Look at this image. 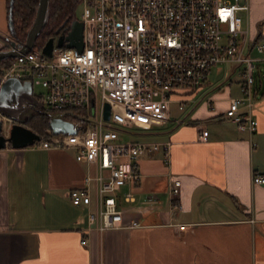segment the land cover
Returning a JSON list of instances; mask_svg holds the SVG:
<instances>
[{
	"label": "crops",
	"instance_id": "0c3cea01",
	"mask_svg": "<svg viewBox=\"0 0 264 264\" xmlns=\"http://www.w3.org/2000/svg\"><path fill=\"white\" fill-rule=\"evenodd\" d=\"M248 1L250 34L264 43V0ZM8 3L0 0L4 35ZM221 95L196 111L186 102L182 116L170 106L169 119L143 133L138 141L169 143L168 161L162 150L138 159L135 178L117 193L121 226L104 232L88 219L93 182L90 206L68 198L95 172L75 150L0 149V264H264V185L252 180L264 175V95L252 107L253 132L225 116L240 87Z\"/></svg>",
	"mask_w": 264,
	"mask_h": 264
},
{
	"label": "built area",
	"instance_id": "2783aa9c",
	"mask_svg": "<svg viewBox=\"0 0 264 264\" xmlns=\"http://www.w3.org/2000/svg\"><path fill=\"white\" fill-rule=\"evenodd\" d=\"M80 2L81 50L54 44L49 56L34 47L12 58L0 76L2 81H30L42 112L72 123L74 133L54 134L47 128L32 146L73 149L77 161L94 167L85 185L67 195L75 206H90L93 182L95 209L88 219L104 232L121 226L117 193L135 178L138 159L162 150L168 161L169 143L125 141L119 134L165 123L171 103L176 101L182 110L206 83L211 68L222 63L244 65L240 95L230 100L225 116L239 130L253 132L254 62L264 60V43L243 27L248 0ZM252 51L263 57H252ZM34 87L40 91L34 93ZM3 118L7 131L12 121ZM207 136L203 129L199 139ZM252 180L264 185L262 174H253ZM180 184L173 181V194L179 193Z\"/></svg>",
	"mask_w": 264,
	"mask_h": 264
},
{
	"label": "water",
	"instance_id": "95a60500",
	"mask_svg": "<svg viewBox=\"0 0 264 264\" xmlns=\"http://www.w3.org/2000/svg\"><path fill=\"white\" fill-rule=\"evenodd\" d=\"M14 0H9L8 29L12 32V10ZM49 0H38L35 16L32 24L27 30L24 41L16 42L10 36L0 33V60L14 58L19 53H26L35 47L36 39L43 30L49 17ZM83 23L74 21L70 31L66 35H60L54 39L48 38L42 47V51L51 56L54 44L57 47H74L81 50ZM8 45L9 49L3 50ZM0 76V149L10 146L14 149L31 147L40 140V135L30 127L26 126L27 119H20L18 114L25 110L27 100H33L37 108L42 109L41 101H38L33 94L30 81H21L16 77H10L4 81ZM24 98H23V97ZM49 126L54 134L74 133L76 129L72 123L61 116L47 114ZM12 121L7 131L4 130V118ZM105 119L109 118V107L105 105Z\"/></svg>",
	"mask_w": 264,
	"mask_h": 264
},
{
	"label": "rangeland",
	"instance_id": "374dc122",
	"mask_svg": "<svg viewBox=\"0 0 264 264\" xmlns=\"http://www.w3.org/2000/svg\"><path fill=\"white\" fill-rule=\"evenodd\" d=\"M82 10H83L82 2L77 3V5L75 6V14L79 19L81 18ZM241 14L245 16L244 12H241ZM243 27L248 28L249 31V25L247 24L245 17L243 21ZM251 54L252 57L255 56H259V58L263 57V55L256 53V51H252ZM254 63H255L254 76L256 77V82L260 80L261 82L264 83V60L258 59ZM243 67L244 65H239L237 63H222L213 66L211 68L210 74L208 75V80L206 81V83H204L201 89L198 92H196L193 96L190 95L186 102H189V104L196 105L194 110L196 111L200 105H202L203 103H208L209 98L216 91H221L222 100L237 96L239 84L242 80ZM39 91H40L39 87H34V93H38ZM185 112H186L185 110L183 111L178 110V104L176 101L171 103L172 116H182L183 113ZM153 128L155 127L153 126ZM129 132L137 133V134L120 133L119 134L120 138L125 141L144 140L143 133H147L149 132V130L132 127L129 129Z\"/></svg>",
	"mask_w": 264,
	"mask_h": 264
},
{
	"label": "trees",
	"instance_id": "16d2710c",
	"mask_svg": "<svg viewBox=\"0 0 264 264\" xmlns=\"http://www.w3.org/2000/svg\"><path fill=\"white\" fill-rule=\"evenodd\" d=\"M81 0H49V17L41 35L44 39L40 42L36 40L35 47L41 48L52 35L68 12L73 10ZM9 2V0H8ZM38 0H14L12 10V36L18 40L24 41L26 33L32 24L37 8ZM258 41V39H256ZM12 58L0 60V74L10 63ZM264 95V83L260 80L254 83V94ZM29 121V120H28ZM27 126L42 135L44 130L50 128L48 117L45 113L40 112L36 118L27 122ZM32 147V146H31Z\"/></svg>",
	"mask_w": 264,
	"mask_h": 264
},
{
	"label": "flooded vegetation",
	"instance_id": "af4514ba",
	"mask_svg": "<svg viewBox=\"0 0 264 264\" xmlns=\"http://www.w3.org/2000/svg\"><path fill=\"white\" fill-rule=\"evenodd\" d=\"M13 4H14V2H13ZM8 9H9V3H8ZM74 21H80V22H82L81 19H79L77 17V15L75 14V8L66 14V16L62 20L61 24L57 27V29L55 30V32L52 35H49V38L52 37L54 39V41H55V39L58 36H60V35H66L70 31L71 26H72V24H73ZM9 34H10L11 38L13 40H15L16 42H20L21 41V40L16 39L15 37H13L12 36V32L10 33V31L8 29V35ZM40 35H41V33L39 34L38 38L36 39L39 42L44 39ZM7 49H9V47L6 44V46L3 48V50H7ZM36 99L38 101H40L37 97H36ZM34 105H35V103H34L33 100H27V102L25 103L24 113H22V114L19 115L20 116V119H27V122H29L32 118H36L38 116V114L40 112H42V109H39V108H37ZM27 122L25 123L26 126L28 124Z\"/></svg>",
	"mask_w": 264,
	"mask_h": 264
}]
</instances>
